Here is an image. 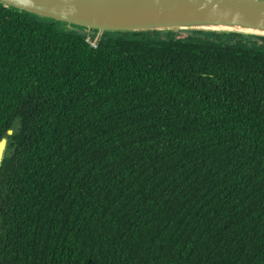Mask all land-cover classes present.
<instances>
[{
	"label": "trees",
	"instance_id": "obj_1",
	"mask_svg": "<svg viewBox=\"0 0 264 264\" xmlns=\"http://www.w3.org/2000/svg\"><path fill=\"white\" fill-rule=\"evenodd\" d=\"M3 136L0 264H264V36L0 3Z\"/></svg>",
	"mask_w": 264,
	"mask_h": 264
},
{
	"label": "water",
	"instance_id": "obj_2",
	"mask_svg": "<svg viewBox=\"0 0 264 264\" xmlns=\"http://www.w3.org/2000/svg\"><path fill=\"white\" fill-rule=\"evenodd\" d=\"M73 29L104 32L201 30L264 36V0H0ZM13 129L7 130V135ZM0 139V169L9 138Z\"/></svg>",
	"mask_w": 264,
	"mask_h": 264
},
{
	"label": "built area",
	"instance_id": "obj_3",
	"mask_svg": "<svg viewBox=\"0 0 264 264\" xmlns=\"http://www.w3.org/2000/svg\"><path fill=\"white\" fill-rule=\"evenodd\" d=\"M88 41H90L89 38H88ZM90 43H91L92 46H96V42L95 41H90Z\"/></svg>",
	"mask_w": 264,
	"mask_h": 264
}]
</instances>
